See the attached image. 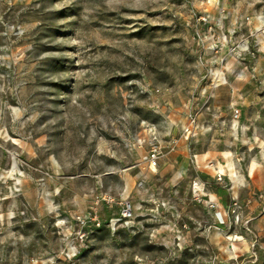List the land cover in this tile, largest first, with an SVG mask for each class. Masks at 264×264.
Listing matches in <instances>:
<instances>
[{
  "label": "rangeland",
  "instance_id": "rangeland-1",
  "mask_svg": "<svg viewBox=\"0 0 264 264\" xmlns=\"http://www.w3.org/2000/svg\"><path fill=\"white\" fill-rule=\"evenodd\" d=\"M216 1L0 0V264H264V0Z\"/></svg>",
  "mask_w": 264,
  "mask_h": 264
},
{
  "label": "crops",
  "instance_id": "crops-1",
  "mask_svg": "<svg viewBox=\"0 0 264 264\" xmlns=\"http://www.w3.org/2000/svg\"><path fill=\"white\" fill-rule=\"evenodd\" d=\"M216 2H217L218 5H220V3H221L219 0H217ZM221 7H222V6H221ZM221 7H220V8H221ZM223 9H224V8H223ZM223 9H222V10H223ZM223 11H224V10H223ZM228 104H229L228 102H221V103H218V105H215V106H216V107H223V106H227ZM257 167H258V166H256V168L254 169V171L251 173V165L249 166V170H248V176H249V177H252V175H254L255 171L257 170ZM237 175H238V174H237ZM238 179H239V177H238ZM246 187H247V185H246ZM250 187H251V186H250ZM217 205H219V204H217ZM258 205H259L258 202H253L252 207L256 208V207H258ZM219 206H221V205H219ZM221 207H222V206H221ZM221 209H222V210L220 211L219 214H220V216H221L222 218H224V214H223V213H224V210H223V208H221Z\"/></svg>",
  "mask_w": 264,
  "mask_h": 264
},
{
  "label": "built area",
  "instance_id": "built-area-1",
  "mask_svg": "<svg viewBox=\"0 0 264 264\" xmlns=\"http://www.w3.org/2000/svg\"><path fill=\"white\" fill-rule=\"evenodd\" d=\"M188 131H190V130L188 129ZM159 157H160V153H159L158 149L156 147L153 148L150 155H149V159L154 166L158 165Z\"/></svg>",
  "mask_w": 264,
  "mask_h": 264
},
{
  "label": "bare ground",
  "instance_id": "bare-ground-1",
  "mask_svg": "<svg viewBox=\"0 0 264 264\" xmlns=\"http://www.w3.org/2000/svg\"><path fill=\"white\" fill-rule=\"evenodd\" d=\"M236 125H237V122H235V126ZM257 164H258V162L253 161V163L251 164V173L254 171V169L256 168ZM230 165L233 166L232 163H230ZM222 171H223V166H220V172H222ZM231 177H232V179L234 180L235 183H237L239 181L237 173L232 172L231 173Z\"/></svg>",
  "mask_w": 264,
  "mask_h": 264
}]
</instances>
